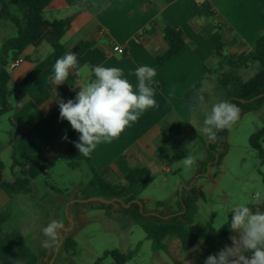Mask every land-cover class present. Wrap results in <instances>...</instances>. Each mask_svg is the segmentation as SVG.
Wrapping results in <instances>:
<instances>
[{
    "label": "crops",
    "instance_id": "0c3cea01",
    "mask_svg": "<svg viewBox=\"0 0 264 264\" xmlns=\"http://www.w3.org/2000/svg\"><path fill=\"white\" fill-rule=\"evenodd\" d=\"M207 1L224 25V36L227 52L251 53L256 50L259 35L264 34V0H114L109 6L97 14L80 11L68 5V0H0L8 6L10 13L25 22V11L31 6L42 10L47 21L65 19L76 13L71 27L62 39L67 51L76 53L75 48L82 42L93 45L78 56L79 67L73 70L64 84L55 86L51 82L53 69H45L32 83L26 77L37 64L46 59L52 52L47 43L39 46L29 45L21 57L24 62L13 71H9L10 103L12 110L8 120L14 134L5 142H0V161L4 152L16 149L21 160L29 156H38L49 161L50 166L41 176H47L55 164L62 161L69 147L62 137L73 130L66 121L59 119L57 100L65 102L73 93L80 91L94 79L92 69L95 66L119 67L124 77L134 86L138 83L135 69L148 65L156 69L153 78L156 87L155 99L158 107L145 111L138 122L112 140L101 143L92 151V159L96 169L105 173L110 180H122L133 167H148L155 175V170L169 171V161L175 145L167 141L163 135V127L172 123L189 124L197 112L203 109L200 102L197 111H193L185 94L198 82L204 80L203 91L211 85L217 74L209 75V71L218 67L214 56V43L201 32L205 19L200 14L198 4ZM14 9L12 12L11 10ZM0 21V48L4 41L18 34V28H12ZM166 26L182 30L186 42L185 47L164 65H159L157 57L165 53L168 44L164 39ZM152 29L151 32L147 30ZM121 46L125 54L113 50ZM258 68V64H255ZM251 67V66H250ZM208 94V93H207ZM203 115V113L201 112ZM187 135L185 132L184 137ZM210 142V141H209ZM20 169L12 170V175L3 172L6 181L13 182ZM32 194H18L11 197L0 188V211L12 212L13 217L0 228V264H24L26 256L9 236L12 231L10 222L14 223L20 208L35 209ZM264 212V205L255 207V212ZM220 239L216 248L218 253L225 245H231L229 237ZM167 249L154 251L153 246L148 252L142 243L139 256L147 250L142 264H192L189 258L192 252L183 253L179 239L166 241ZM140 259V258H139Z\"/></svg>",
    "mask_w": 264,
    "mask_h": 264
},
{
    "label": "trees",
    "instance_id": "16d2710c",
    "mask_svg": "<svg viewBox=\"0 0 264 264\" xmlns=\"http://www.w3.org/2000/svg\"><path fill=\"white\" fill-rule=\"evenodd\" d=\"M113 1L68 0V5L75 8L77 10L76 13L85 10L97 14ZM11 2L17 4L18 0H11ZM198 6L201 16L205 19V23L201 26V32L216 47L214 56L218 67L215 70L209 71V75H218V86L226 94V101L234 103L239 107V119L236 121L238 122L244 115L256 111L264 103V34L259 35L254 52L229 53L227 52V42L224 36V25L218 19L212 6L207 1L199 3ZM76 13L65 19L51 22L43 18L42 10L39 7L31 6L25 11L26 20L22 23L19 18L10 13L8 6L3 4L0 10V21H11L17 26L18 34L4 41L0 48V120L12 110L10 103L11 90L9 84L11 75L8 71L9 63L21 57L27 46H39L45 42L50 45L52 52L46 59L37 64L34 70L26 77V82H34L47 68L53 69L55 61L68 52L63 45L62 39L71 27ZM151 31L152 29L147 30V32ZM164 39L168 44V49L157 57L159 65L167 63L186 45L183 32L177 27L166 26L164 29ZM92 45L91 42H82L74 51L81 55ZM254 64H258V71L247 81H243L238 71L250 68ZM205 79L198 82L185 94V99L190 103L193 111H197L200 102L209 97L203 91ZM75 96L76 93L71 94L68 100L74 99ZM189 129H191L189 124L172 123L164 126L162 131L167 141L178 145L180 139L184 137L185 132ZM216 135L217 139L206 145L208 156L201 163L202 169H198L199 176L205 175L213 167L217 168L214 177H218L221 172L223 159L228 152L227 138L229 136V129L218 131ZM68 137L69 141H77L79 133L72 130L68 134ZM11 141H14L13 131L11 133ZM69 141H67L69 147L66 152L68 166L73 170H77L81 167L82 162H85L92 172L93 177L86 190L90 189L106 200H121V202L116 200L112 203L99 201L98 208L112 209L120 207L126 216L144 229L147 239L152 241L154 251L166 250V241L179 239L181 251L183 253L192 252V256L189 258L191 263L204 264L205 258L208 255L216 254L219 240L226 239L230 234L229 224L231 214L229 215V224L226 223L219 231L213 228L211 223L200 230L194 229L198 215L197 202L200 198H204L203 191L197 188L195 183L193 185L188 184L178 192L176 206H172L167 202H158V210L145 212L143 209L144 202L139 199V194L154 181V173L150 168L145 166L133 167L122 180H110L106 177L105 173L99 172L94 166L92 152L88 156L81 155L74 144ZM250 146L258 152L261 164L264 165V128L258 129L250 137ZM219 148L222 151H219ZM187 156L188 153L185 150L176 146L173 156L169 161V166L174 161ZM49 166V161L43 160L38 156H29L25 160H21L14 148L11 168L13 171L19 168L20 173L15 177L13 182L6 181L3 176L4 167L0 161V188L5 190L11 197L21 193L32 194L33 182L43 175ZM135 200L140 201L142 207L139 203L134 202ZM126 205H129V207H126ZM10 219V212L6 210L0 211V228L5 226ZM8 234L25 254L26 261L24 264H50L54 260L56 251H53L49 258L46 257L42 260L37 252L25 246L23 236L20 233L11 231ZM201 238H203V243L199 244ZM59 244L71 256L76 255L77 242L70 235H62L57 245ZM141 248L142 243H139L130 252L120 250L107 251L104 254V258L111 257L113 264H126L137 257ZM104 258H100L95 264H102Z\"/></svg>",
    "mask_w": 264,
    "mask_h": 264
},
{
    "label": "rangeland",
    "instance_id": "374dc122",
    "mask_svg": "<svg viewBox=\"0 0 264 264\" xmlns=\"http://www.w3.org/2000/svg\"><path fill=\"white\" fill-rule=\"evenodd\" d=\"M13 10L11 11L14 12ZM6 22L16 28L11 21ZM257 71L254 64L250 68L239 70L238 74L243 81H247ZM207 93L209 97L203 101V115L200 111L195 113L189 123L191 129L175 145L188 155L196 156V164L191 169H186L180 159L170 165L168 172L163 170V164H159L162 170H155L154 181L139 194V199L144 202V211L154 212L158 210V202L176 206L178 192L188 184L195 183L204 193V198L197 202L195 230H200L209 223L216 230L221 229V222L227 220L235 204L249 202L257 192L264 193V165L261 164L258 152L250 146V137L258 129L264 128V103L256 111L244 115L229 129L228 152L218 177H214L217 171L215 167L203 176L198 175V169H202L201 163L208 156L206 145L209 141L200 131L204 115L214 103L226 101V94L219 89L216 76ZM11 133L6 114L0 120V142L9 139ZM173 151L174 147L172 153ZM219 151L222 149L219 148ZM1 162L6 175L11 176V152H4ZM92 177L87 163L82 162L79 169L73 170L68 166V158L65 156L47 176H40L33 182L35 209L32 206L28 209L20 208L14 223L10 222L9 225L14 228L12 231L23 236L25 246L37 252L42 260L56 251L52 264H95L100 258H104L107 251L130 252L139 243H145L146 248H149L148 252L151 250L153 244L147 239L144 229L126 216L120 207L101 209L98 208L99 201H88L92 198L106 200L96 192L86 190ZM249 207L255 214L257 206ZM10 214L12 218V212ZM52 220L62 222L64 227L57 239L50 241L51 246L44 247V241L49 238L44 235L43 229ZM225 225L226 223L223 227ZM66 234L77 242L75 256L68 254L61 244L57 245L62 235ZM146 253L147 250L144 249L141 257L138 254L126 264H142ZM102 264H113V259L104 258Z\"/></svg>",
    "mask_w": 264,
    "mask_h": 264
},
{
    "label": "clouds",
    "instance_id": "9594fccd",
    "mask_svg": "<svg viewBox=\"0 0 264 264\" xmlns=\"http://www.w3.org/2000/svg\"><path fill=\"white\" fill-rule=\"evenodd\" d=\"M78 67L77 54L71 51L65 53L53 65L54 75L51 82L55 86L64 84L70 73ZM92 72L94 79L79 87L80 91L74 99L66 102L57 100L59 119L66 120L79 133L77 141H69L66 132L62 139L73 143L84 156L94 151L97 145L111 143L118 138L127 127L138 122L149 108L158 107L154 98V67L142 65L135 69L134 74L138 81L135 90L133 84L124 77L123 69L119 67L99 65ZM239 114L240 109L236 104L229 101L216 102L204 115L200 131L208 141H215L216 133L231 129L239 119ZM196 161V156L188 155L180 163L186 169H191ZM262 204L264 193L257 192L249 202L237 203L232 207L230 224L229 217L221 222V228L227 223L233 233L229 237L231 245H225L218 253L208 255L204 264H264V212L257 209L253 214L249 207ZM63 227L62 222L52 220L43 229L44 235L49 238L44 241V247L51 246L50 241L57 239ZM202 243L203 238L199 241V244Z\"/></svg>",
    "mask_w": 264,
    "mask_h": 264
},
{
    "label": "built area",
    "instance_id": "2783aa9c",
    "mask_svg": "<svg viewBox=\"0 0 264 264\" xmlns=\"http://www.w3.org/2000/svg\"><path fill=\"white\" fill-rule=\"evenodd\" d=\"M113 50L121 55H124L125 54V50L123 47L117 45L113 48ZM24 62V58L23 57H19L18 59L16 60H13L9 63L8 65V71H13L14 69H16L21 63Z\"/></svg>",
    "mask_w": 264,
    "mask_h": 264
},
{
    "label": "water",
    "instance_id": "95a60500",
    "mask_svg": "<svg viewBox=\"0 0 264 264\" xmlns=\"http://www.w3.org/2000/svg\"><path fill=\"white\" fill-rule=\"evenodd\" d=\"M191 185H193V184H191ZM116 200L121 202V200H119V199H113V200H103V199H100V198L88 199V201H100V202H104V203H112V202H114ZM134 202L139 203L140 206L142 207V203L140 201L135 200ZM126 207H129V205H126ZM61 243H62V239H61ZM50 264H52V261L50 262Z\"/></svg>",
    "mask_w": 264,
    "mask_h": 264
}]
</instances>
